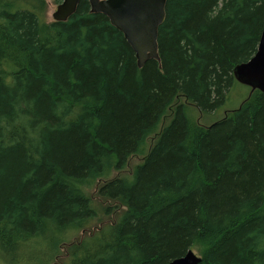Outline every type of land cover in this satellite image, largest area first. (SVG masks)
I'll return each mask as SVG.
<instances>
[{"label":"trees","instance_id":"trees-1","mask_svg":"<svg viewBox=\"0 0 264 264\" xmlns=\"http://www.w3.org/2000/svg\"><path fill=\"white\" fill-rule=\"evenodd\" d=\"M89 9L46 23L0 0V264H53L95 220L96 186L123 212L60 264L194 249L198 264H264V94L233 75L256 53L264 0H167L159 62L141 68Z\"/></svg>","mask_w":264,"mask_h":264},{"label":"water","instance_id":"water-1","mask_svg":"<svg viewBox=\"0 0 264 264\" xmlns=\"http://www.w3.org/2000/svg\"><path fill=\"white\" fill-rule=\"evenodd\" d=\"M81 0H62L51 17L53 22H65L77 9ZM91 14L107 18L134 52L138 68L149 61L159 62L158 29L165 19L167 0H86ZM235 80L251 90L264 94V29L254 56L233 70ZM200 257L189 250L167 264H198Z\"/></svg>","mask_w":264,"mask_h":264},{"label":"rangeland","instance_id":"rangeland-1","mask_svg":"<svg viewBox=\"0 0 264 264\" xmlns=\"http://www.w3.org/2000/svg\"><path fill=\"white\" fill-rule=\"evenodd\" d=\"M8 2L13 3L15 7H20V5L29 6V4H31L32 7L36 6V11H43L42 15L44 16V20L46 23L52 22L51 15L55 11L56 5H58L55 4L53 0H11V1L8 0ZM196 115H197V111L195 112V116ZM199 121L203 126H205L204 123H210L211 118L209 115H204V116L201 115L199 117ZM139 162H140L139 158L130 159L127 168L119 174L113 173L112 177L117 175L118 176L129 175L132 167L138 164ZM97 188L98 186L87 190V194L90 196L92 200L93 207L96 209L95 220L92 222L90 227L84 229L83 231L78 232L76 235L72 234V237L68 239V242L61 247L58 257L55 259L53 264H60L61 262L66 260L68 256V252L73 245H75L78 242H82L83 238L89 237V235L96 233L100 229L109 228L115 223L116 220H118V218L122 214L123 208H121L120 206L117 207V204H111L109 201L106 200L103 201L102 198H99L97 196ZM65 247L66 249H64ZM192 251L194 254L199 256L198 255L199 251L197 249H194Z\"/></svg>","mask_w":264,"mask_h":264},{"label":"bare ground","instance_id":"bare-ground-1","mask_svg":"<svg viewBox=\"0 0 264 264\" xmlns=\"http://www.w3.org/2000/svg\"><path fill=\"white\" fill-rule=\"evenodd\" d=\"M52 21H53V20H52ZM169 262H171V261H169ZM169 262H168V263H169ZM166 264H167V263H166Z\"/></svg>","mask_w":264,"mask_h":264}]
</instances>
